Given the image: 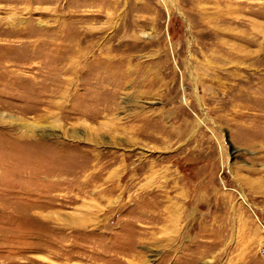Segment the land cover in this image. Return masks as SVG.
I'll return each instance as SVG.
<instances>
[{"label":"rangeland","instance_id":"obj_1","mask_svg":"<svg viewBox=\"0 0 264 264\" xmlns=\"http://www.w3.org/2000/svg\"><path fill=\"white\" fill-rule=\"evenodd\" d=\"M0 264H264V0H0Z\"/></svg>","mask_w":264,"mask_h":264}]
</instances>
